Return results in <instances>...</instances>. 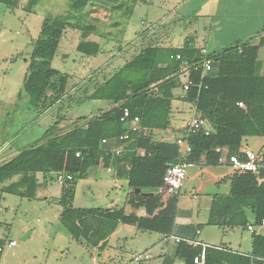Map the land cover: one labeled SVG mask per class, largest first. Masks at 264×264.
I'll use <instances>...</instances> for the list:
<instances>
[{"label":"trees","instance_id":"16d2710c","mask_svg":"<svg viewBox=\"0 0 264 264\" xmlns=\"http://www.w3.org/2000/svg\"><path fill=\"white\" fill-rule=\"evenodd\" d=\"M22 1L0 0V3L15 9ZM39 1L28 0L25 11L30 12ZM111 2H117L112 11H122L127 5V15L133 13L136 4L124 0H73L65 20L43 22L33 44L22 87L35 113H46L67 95L70 76L52 64L65 32L68 29L80 31L83 40L77 51L96 56L99 45L86 41L95 29L85 22L86 10L97 3ZM262 47L264 37L258 45L247 42L210 54L214 65L209 73L197 57V50L188 44L179 50L145 47L131 62L99 83L93 93L69 105L72 109L88 102L105 101L114 106L90 119H77L65 131L59 128L63 118L60 117L41 140L0 164V192L35 200L40 188L39 174L55 180L59 174L70 175L72 179L61 186L59 221L76 242L104 251L120 225L136 226L143 232L179 240L174 255L165 256L163 264H176L177 260L194 264L203 250L198 241L203 225L176 223L179 193L163 203L167 166L186 162L218 167V148H227L230 154L244 160L245 139L264 138V75L258 58ZM186 68H189L188 79L193 86L180 98L192 104L212 130L206 135L205 130L191 133L187 128L180 129L181 138L192 148L190 154L183 156L176 141H157L154 131L171 129L174 92L183 90L182 71ZM239 103L244 107H239ZM125 109H129L132 120L139 117L141 131L132 132L130 121H121ZM126 134L129 139L124 141L119 155L103 148L104 140L118 139ZM258 155L264 164V149ZM100 164L106 169L114 168L118 179L127 181L132 189L128 204L133 210L143 209L147 216L127 213L124 208L74 206L78 183L86 180L89 171ZM230 181L229 195L213 197L207 225L244 230L251 224L255 229L260 227L264 220V168L258 175L234 171ZM252 239V251L248 254L234 252L224 245L207 247L206 264H264V236L255 231ZM4 244L0 239V249Z\"/></svg>","mask_w":264,"mask_h":264},{"label":"rangeland","instance_id":"374dc122","mask_svg":"<svg viewBox=\"0 0 264 264\" xmlns=\"http://www.w3.org/2000/svg\"><path fill=\"white\" fill-rule=\"evenodd\" d=\"M72 1L41 0L38 4L37 15L31 17L25 13L28 0H23L19 6H22L23 20L16 18L18 12L15 11L13 15L7 6L0 3L1 85L6 72H11V78L16 79V82L21 79V76L23 79L27 71L24 58H27V62L30 60L35 41L31 38L36 35V31L40 33L42 27L40 17H48L49 20H65L71 12ZM113 5H117V2L97 3L95 6H89L86 10L88 16L85 22L96 26L104 24L106 27L103 26L102 30H114L116 34H120L121 28L127 29L131 24L132 28L143 27L141 22L145 19L144 11L146 10L142 6H138L133 14L127 15L125 14L127 5L122 11H112ZM29 22H31L30 26ZM116 22L121 23V28L117 27L118 30L112 27V23ZM27 30L29 37L26 38ZM81 35L80 31L68 29L61 40L60 52L52 62L54 68L71 74L69 75L71 81L67 95L47 111L49 113L47 119L42 118L43 114H35L23 90V96L19 100L17 90L22 89L23 85L16 86L15 100L9 98L10 101H0V148L4 142L13 141V146L21 150L35 140H41L44 133L52 128L60 117H66L69 105H74L75 101L81 98L83 93L79 91V86L87 77L82 74L78 76L76 69L79 65L85 64L88 59L87 56H82L80 59V54L75 52L76 43ZM117 50L118 47L115 46L116 53ZM122 60L128 62L126 55ZM260 60L264 62V49ZM104 72L102 71V74L96 77L100 78V81L96 80L98 84L113 74L109 75ZM93 73L94 70H91L86 75L90 76ZM6 95L8 96L9 93ZM192 117V112L185 110L181 120L190 121ZM72 121V118L68 120L70 122L66 125L68 128L75 123ZM249 143L256 150L263 145L264 140L253 138L249 140ZM229 171L230 169L224 165L218 167L189 166L182 188L177 192L180 194L179 210L180 214L188 213L194 223L203 225L202 235L199 236L200 241L214 246L224 244L246 253L250 250L248 246L252 241L251 233L242 228L228 230L207 225L213 196L226 194L230 188V184L223 181ZM93 173L96 178L91 176L78 183L74 206L78 208H124L129 193L127 182L115 179L114 169L113 173H109L106 168L100 167L94 169ZM39 178L40 182L47 180V187L39 189V200L23 199L0 192V239L5 241L0 253V264H120L130 261L133 254L144 253L148 250L155 256L151 263H159L158 245L163 237L160 234L142 232L135 226L120 225L112 236L109 247L103 252L76 242L59 221L61 207L56 205L61 193L59 182L52 177L45 178L42 174H39ZM193 194L197 198H193ZM164 197L169 198L166 195ZM261 232L264 233V230L257 233ZM11 240H14L17 246L9 247ZM239 244H243V247L239 248Z\"/></svg>","mask_w":264,"mask_h":264},{"label":"crops","instance_id":"0c3cea01","mask_svg":"<svg viewBox=\"0 0 264 264\" xmlns=\"http://www.w3.org/2000/svg\"><path fill=\"white\" fill-rule=\"evenodd\" d=\"M40 1L32 8L30 12H25L26 15H29L31 17L34 15L36 16L37 15L36 13L38 11V4L40 3ZM124 1L131 5H132L131 2L135 1L136 4L134 6V10L138 6H142L143 9L146 10L144 11L145 19L142 20L141 22L143 27H141L140 29L132 28L133 25L131 24V25H128L127 29H124V28H121L120 22L112 23V27H114V29H116L117 27L121 28L120 34H116L114 30H111V31L102 30V28H104L103 26H105L104 24H100L99 26H96V25L88 24L86 22L88 25H91L95 28L94 32L86 39V41L97 43L99 45L100 50L96 56H87L88 63L86 62L85 64H81L79 65L80 67L78 66L76 69L78 71L77 72L78 76L82 74L83 76L87 77L86 79L83 78L84 79L83 83L79 86V89H80L79 91L83 93V95L81 94L82 96L93 93V91L98 85L97 83L98 81L96 80L100 81V78L97 79L96 77L100 76V74H102L101 73L102 71H105L106 72V73L104 72L105 74H109V75H111L112 73L114 74L115 71H117L118 69L124 67L129 62H131V60H133L136 56H138L140 52L147 46L163 48V49L179 50V49H183L186 46V44H188L191 48L197 50V53L206 51L208 54H213V53L222 51L223 49L234 47L238 44H243L247 42L253 45H258L261 38L264 37V0H156V1L154 0H124ZM8 10H11L13 15L15 11L18 12V15H17L18 17L16 18L19 20H23L24 16H22L21 14L22 6L15 8V9L8 7ZM26 18L27 16L25 17V20ZM47 18L48 17H44V16L40 17V19H42L41 26H42V23L45 20H47ZM31 22H29L28 24L29 26ZM119 28H117V30ZM38 33L36 31L35 33L36 35H34V37H32L31 40L32 39L36 40L37 37L39 36ZM25 36L26 38L29 37L28 30H27V33L25 32ZM82 40L83 38L81 35L80 40L76 43V46H75V52L80 54V59L82 56L83 57L86 56L77 51V47ZM115 46L118 47L117 53L114 51ZM263 49L264 47L259 49L258 58H259V61L262 63L261 72L264 75V62L260 60V55L262 54ZM59 52H60V49H59ZM115 55L116 57H113ZM117 55L119 57H117ZM124 55H126L128 62H124V60H122ZM26 60L27 58L25 57L24 63L27 66V71H28L29 64ZM68 60L69 59H67V61ZM91 70H94L93 75H90V76L86 75V74H89ZM96 70L98 71L96 72ZM27 71L23 79L21 76V79H19L18 82H16V79L11 78V72L5 73V75L3 76L4 79L2 81V85L0 84L1 86L0 87V101H3V100L10 101L9 98L15 100L16 86L21 87L23 85ZM188 71H189V68H186L182 71L184 73L182 74V84L183 85L188 80V74H189ZM215 71L217 70L215 69ZM62 73L71 75V74L64 73V72ZM70 81H71V77H70ZM4 85H6V87ZM22 90L23 89L17 90V94H18L17 96L19 100L23 96ZM184 91L185 90L183 87V90L177 89L174 92L175 100L173 101V111L171 115V124H172L171 129L167 131H154L155 140L163 141V142H175L178 138H181L182 136L180 134V129L187 128V125L193 119L200 118L195 110V107L192 104L181 100L180 97H182V95L184 94ZM7 93H9L8 96L6 95ZM113 106L114 105L110 102L95 101V102L77 105L75 108H72V109L68 108L66 111L67 112L66 117L62 118L59 128L65 131L69 129L66 126L68 123H70L68 122L69 119L72 118L74 122H76L77 119H81V118L90 119L98 115L99 113H102V112H105L111 109ZM185 110H188L192 112L193 114V117L190 121L181 120V116ZM47 114L49 113L46 112L45 114H43L42 118L47 119ZM84 123L85 121L83 122V124ZM208 128L212 130V128L209 125H208ZM19 137L22 138L21 135H19ZM251 139L253 138L245 139L243 150L250 149L257 153L260 152L264 147V143L260 148H257L255 150L251 147L249 143V140ZM13 145H14L13 141L3 143V145L0 148V164L12 159L13 157L17 156L20 153V150L16 149ZM124 145H125L124 141L118 138L114 140H108V143L104 144L103 148L111 151L114 155H119L123 151ZM224 166L230 169L228 175L223 179V181H226L227 184L228 183L230 184V188L227 190L228 192L226 194H216V195H229L231 191L230 177L234 174V171L229 165H224ZM100 167H104V166L100 164L98 167L91 169L89 171L87 179L91 178V176L92 178H96V175L93 173V171L94 169H97ZM110 169L111 171H109ZM110 169H107V171L109 173H113L114 168H110ZM114 171L115 173L113 174L115 176V179L116 178L118 179L116 170L114 169ZM38 178H39V175H38ZM39 183H40V188L47 187V180L40 182V178H39ZM59 185L62 186L61 184ZM128 192L129 193L126 198V206L124 207L126 212L135 213L138 216H147L146 212L143 209L133 210L130 207V205L128 204V201H129V197L131 196L132 189L129 188ZM164 195H163V203H166L168 198H165ZM166 196L170 197L168 195ZM192 197L197 198L196 195L194 194L192 195ZM164 198L167 200H165ZM36 199L37 200L40 199L39 194L37 195ZM58 202H59V199H58ZM58 202L56 205H59ZM179 204H180V200H179ZM179 204H178V214H177V219H176V223L178 225H189V224L202 225V224L194 223L190 219L188 213L183 212L180 214ZM211 204H212V201H211ZM106 208H113V207H106ZM210 208H211V205H210ZM209 215H210V210H209ZM225 229L233 230L230 228H225ZM263 230H264V227L260 226L256 228L254 232L255 231L259 232ZM246 231L251 233V235L253 234V232H250L249 230H246ZM260 234L264 236V233L261 232ZM200 235H202V231H200L199 236ZM112 236L108 240L107 248L110 245ZM161 236L163 237V239L161 240L159 239L160 243L158 247L160 249V255H159L158 264H163L165 256L174 255L176 242H179L177 239H174L173 237L166 238L163 235ZM11 241H14V240H11ZM198 241L199 243L202 244V246H205V247L214 246L208 243H204L200 241L199 239ZM223 245L224 244L216 245L214 247L219 248V247H222ZM252 245H253V239L248 246L250 250L246 253L244 252V254L251 253ZM224 246H226L228 249L233 250L234 252L243 253L241 251L234 250L227 245H224ZM242 247H243V244H239V248H242ZM154 258L155 256L152 254L151 251L148 250L144 253H135L133 254L130 261H128L127 263H120V264H152L151 261ZM176 264H183V263L177 260Z\"/></svg>","mask_w":264,"mask_h":264},{"label":"built area","instance_id":"2783aa9c","mask_svg":"<svg viewBox=\"0 0 264 264\" xmlns=\"http://www.w3.org/2000/svg\"><path fill=\"white\" fill-rule=\"evenodd\" d=\"M197 57L201 61V64L203 68L205 69V72L206 73L212 72L214 61L210 58V54H208L206 51H203V52L198 53ZM177 58L179 59L180 56H178ZM192 86H193L192 81L188 79L184 83V90L188 91ZM239 107L243 108L244 104L239 103ZM121 121L122 122L130 121V131L132 132L141 131L139 117H135L132 120L129 109L124 110V114H123ZM187 129L191 133H197L201 130H205L206 135H209L211 133V129L208 128L207 122L205 121V119L201 117L193 119L187 125ZM120 139L122 141L128 140L129 134H126ZM106 143H108V140L103 141V144H106ZM176 143L179 147H181V152L183 156H186L192 152V148L188 145L186 139L178 138L176 140ZM217 153L220 155V158H219L220 165H229L235 172L253 173V174L258 175L260 174L261 170L264 168V164H262L258 153L250 149L243 150V153L245 156L244 160H241L240 157L236 154H230L227 148H218ZM77 156H80V155L78 154ZM189 166H193V165H189L186 162L168 164L167 170L164 176L165 189L162 190L164 194L168 196H172L176 194L182 188L183 182L186 179V170ZM109 171H111V169ZM71 179H72V176L70 175L59 174L57 176V181L61 185L66 180H71ZM261 180L263 181V179ZM261 226L264 227V220L262 221ZM248 230L250 232H254L255 226H253L252 224L249 225ZM198 234H200V232H198ZM14 246H16V242L11 241L9 243V247H14ZM206 248L207 247L203 246L202 253L201 255L197 256L194 259V264H206V252H205Z\"/></svg>","mask_w":264,"mask_h":264}]
</instances>
